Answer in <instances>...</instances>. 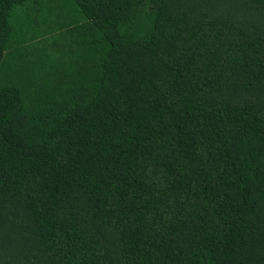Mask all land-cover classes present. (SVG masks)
<instances>
[{"label":"trees","instance_id":"trees-1","mask_svg":"<svg viewBox=\"0 0 264 264\" xmlns=\"http://www.w3.org/2000/svg\"><path fill=\"white\" fill-rule=\"evenodd\" d=\"M72 1L55 72L0 0V264H264V0Z\"/></svg>","mask_w":264,"mask_h":264},{"label":"rangeland","instance_id":"rangeland-1","mask_svg":"<svg viewBox=\"0 0 264 264\" xmlns=\"http://www.w3.org/2000/svg\"><path fill=\"white\" fill-rule=\"evenodd\" d=\"M43 2L42 7L37 6V10L31 15V23L33 28L27 32L31 40L29 46L26 47L24 55L20 59H14V63L26 64L31 69H36L33 65L35 62L41 61L42 57L46 54L50 56H61L63 52L66 54L64 61L60 64V59L55 66V72H63L64 68H68L69 63H65L70 57V50L63 49L65 40L63 41L64 32L68 26L80 21L81 17L73 9V1L69 0L66 4L62 0H41ZM39 7V11H38ZM72 8V9H71ZM65 65V66H63ZM54 70V69H53ZM37 73L27 72V76L38 78ZM44 73H40L43 75Z\"/></svg>","mask_w":264,"mask_h":264}]
</instances>
